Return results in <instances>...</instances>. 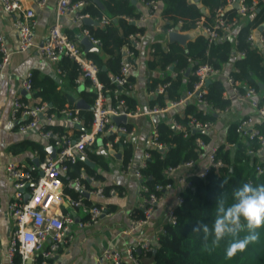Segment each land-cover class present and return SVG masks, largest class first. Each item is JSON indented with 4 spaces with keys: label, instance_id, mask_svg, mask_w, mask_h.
<instances>
[{
    "label": "built area",
    "instance_id": "1",
    "mask_svg": "<svg viewBox=\"0 0 264 264\" xmlns=\"http://www.w3.org/2000/svg\"><path fill=\"white\" fill-rule=\"evenodd\" d=\"M38 8H43L48 0H31ZM260 2L264 0H226L223 6L205 9L203 14L195 20L193 32L203 35L208 44L223 39L227 35H234L235 29L248 16L254 14ZM86 4L85 0H56L54 19L50 24L47 35L38 46L39 54L56 64L62 57H67L77 64L78 75L74 79V84L82 85L85 79L90 82V90L94 94L92 103L89 105L91 111V122L89 128L79 129L76 135L60 133L53 130L49 125L58 117L62 116L72 121V123L82 124L79 107L65 105L57 111H50V105L46 102L29 104L21 96H16L12 100L10 118L19 131L34 130L42 138L51 141L54 147V155L46 154L42 159L24 165L15 161H9L5 165V174L11 182L13 194L7 205L8 212L14 220L13 227L10 229L8 245L6 249L7 264H53L54 258L59 247L69 242L73 235L70 233L72 223H77L79 227L96 223L101 217L109 216L110 213L105 206L90 200L89 196L103 198L105 193L102 187L86 189L85 184L79 179L74 178L71 185L79 191L77 198H69V204L80 209L86 215V220L76 221L75 217L69 213L55 212L51 210L54 204H59L63 196V183L61 175L67 169V163H75L81 157H86L87 149L94 145L97 140H101L104 147L113 149L115 144H126L136 134V128L127 123V119L135 116H146L149 119V133L143 141V159L141 167L145 166L146 159L149 157L150 148H166L165 144L157 140L156 115L169 114V119L173 127L177 130H185L172 117L171 112L177 111L189 100H194L203 107V113L208 109L204 99L206 93V81L215 77L222 76L228 86V90L223 92V97L234 99L250 107L252 114L241 117L235 125V132L239 137L249 141H255L259 160L255 164L254 171L260 174L264 171V90H257L254 87L244 85L235 80L232 75L223 69L216 68L208 62L198 64L193 70L197 76V81L192 89L183 93L178 100L168 101L164 106L146 105L138 106L133 110L128 108V104L122 97V90L133 91L134 83L130 80L132 72L136 68V51L141 46L142 33L135 31L127 36L129 44L121 47V59L119 72L113 75L111 82L112 88L105 89L104 84L97 76L98 67L89 58L81 47L79 40L71 39L65 32V20L73 25H81V22L88 18L87 13H80L79 10ZM147 7V14H140L136 19H126L133 23H144L149 19H156L155 32L163 33L168 38L170 33L187 34L180 30L182 21L173 23L167 20L166 16L159 12V4L155 0L144 2ZM234 9V10H233ZM0 10L12 17V27L16 32L18 45L17 51L25 52L35 46L34 31L35 13L33 8L26 6L23 0H0ZM100 25L105 26L111 21V17L102 14L94 18ZM167 26L165 27L164 25ZM191 33V32H190ZM80 38L86 37L90 42L99 47V39L93 37L90 31L80 28ZM169 39L167 40V42ZM246 41L250 48L257 49L264 55V31L250 29ZM236 43V40H234ZM167 49L166 43L164 46ZM0 73L8 62L10 52L8 51L4 37L0 34ZM154 48L151 45L149 53L152 57ZM244 51H237V56H242ZM190 61V59H188ZM59 72L60 69L58 68ZM231 70H235L233 67ZM183 70H173L167 65L159 71L161 77H176ZM169 82H159L149 91L151 95L162 93ZM21 89L24 93L31 91V73H26L20 81ZM227 91L231 95L228 96ZM229 106L223 109H214L216 114L227 112ZM125 116V122L115 121L116 117ZM188 127L194 131H201L209 135L213 122L201 121L188 115ZM77 128V127H76ZM186 135V132L184 133ZM197 149L203 154V163L198 169L195 168V161H188L182 165L170 166L165 173L171 176L174 181L165 184H155L150 189L142 181L140 183V196L142 197L139 208L142 217L131 218L129 229L125 232L142 227L148 224L156 211L160 208L164 210L165 223L174 225L176 223L175 207L182 202V196L177 193L174 202L169 203L167 196L175 186L187 187L190 185L188 176L197 175L203 178L211 168L222 165V160L217 157V145L210 139L204 140L200 137L195 139ZM232 145V144H231ZM253 153V152H249ZM124 170L130 168V160L122 164ZM188 172H183L184 169ZM38 175L35 177L34 172ZM135 177L141 179L139 170L134 172ZM32 183L29 187L28 184ZM28 197L25 198V194ZM87 193V196L85 195ZM116 190L109 188L108 194H115ZM85 199L91 203L87 204ZM158 245V237L144 238L138 241L134 247L126 250L127 257L133 264H140L134 255L135 249H140L146 256L148 251L155 249ZM19 256L18 263L15 256ZM104 261L112 264H123L122 256L118 251L106 248L101 255L96 258L94 264H103ZM151 264V263H149Z\"/></svg>",
    "mask_w": 264,
    "mask_h": 264
},
{
    "label": "trees",
    "instance_id": "2",
    "mask_svg": "<svg viewBox=\"0 0 264 264\" xmlns=\"http://www.w3.org/2000/svg\"><path fill=\"white\" fill-rule=\"evenodd\" d=\"M85 1L86 4L80 8V13H87L90 18L100 17L102 14L111 17V21L105 26L99 23H85L84 20L81 25L100 41L98 50L88 51L85 56L97 65V76L104 84L105 89L108 90L113 87L111 82L113 75L119 72L120 49L123 45L129 44L127 36L135 31L142 34L145 31L143 23H133L126 18L136 19L142 13L139 5L149 0H99L100 5L95 0ZM155 1L159 4V12L173 23L181 20L180 30L188 34L193 32L195 20L203 14L201 12L202 7L211 10L223 6L226 0ZM164 26L166 27L167 24ZM252 28L264 31L263 2L258 4L254 14L240 23L235 29L234 35H227L211 44H208L203 35L194 32L189 34L184 42H166L167 49L164 48L165 44L160 41L153 42L154 52L146 66L150 72L155 71L156 74L149 76L147 89L152 90L159 82L168 81L169 85L165 87L162 93L154 94L148 104L150 106H164L168 101L178 100L182 97L183 93L192 89L193 84L197 81V76L193 74V70L203 62L223 69L224 65L234 59L233 67L235 70L228 72L235 80L242 83L240 89L246 85L257 90H264V55L257 49L250 48L246 41ZM65 32L69 38L75 40V35L71 30H65ZM80 45L82 47L81 43ZM237 51H244V54L237 56ZM167 65L171 66L173 70L182 69L183 72L174 78H170V76L161 77L158 71L163 70ZM57 66L69 86L77 88L78 86L74 84V79L78 75L77 64L67 57H62ZM130 80L133 82L134 78L130 77ZM79 90L81 97L90 105L94 94L90 90L88 79L84 80L83 88ZM225 90H227L225 78L222 76L215 77L206 85L204 99L208 109L205 113H203L202 105L194 100H189L177 111H172V117L185 130L175 129L169 119V114H162L157 117V140L165 144L166 148H150V155L146 159L145 166L139 170L142 175L141 181L150 189L155 184L174 181L171 176L165 173V170L170 166L182 165L191 160L196 162L193 169H198L201 166L204 161L203 154L197 149L195 139L200 137L206 141L209 139V135L190 129L188 127V115L197 120L214 122L217 118L214 109H223L230 105V99L223 97ZM121 92L128 108L133 110L137 101L132 92L125 89ZM30 94L34 100H37L36 103L46 102L50 104V111H57L66 104L70 107H76L74 98L58 88L55 78L49 75L39 76L36 71L31 72ZM79 112L83 128H89L91 122L90 108H80ZM235 125L236 123H232L228 126L226 143L217 146V157L222 160V165L211 168L203 178L197 175L188 176L190 185L179 187L177 193L182 196V202L175 207L176 223L174 225L165 223L163 231L158 234V245L155 247V251L151 250L146 253L147 257H152L151 264H264V226L256 229L257 238L255 240L251 241L242 251L237 250L231 256L226 253L231 237L213 244L210 235L205 239L202 230L193 231L197 223L207 224L211 227L217 199L222 198L228 205L232 203L233 190L243 183L247 182L254 186L264 184V171L260 174H256L254 171L255 164L259 160L258 153L255 152L258 145L255 141L239 137L235 132ZM49 127L64 133L58 126L49 125ZM78 132L79 129L74 128L73 135ZM185 132L186 135H184ZM32 146L38 152L39 158L42 159L46 154L43 145L36 143ZM92 146L93 148L97 147V142ZM119 146L122 147V163L125 164L132 156V147L130 143H126L115 144L114 148ZM250 151L253 153H249ZM86 157L102 167H107L101 153L87 149ZM81 169L86 170L90 176L99 178L82 159H78L75 163H67V169L61 175L62 190L65 195L74 199L79 195V191L71 185L74 178H79L89 188L87 179L81 178ZM188 171L189 169L186 168L183 170V172ZM33 174L36 177L38 172L35 171ZM109 188H103L105 194H108ZM85 202L91 203L87 199ZM133 217H142L141 210L139 209V212ZM245 234L246 231L239 235L242 237ZM133 253L140 264H144L141 260L142 253L138 254L137 249ZM14 260L18 263L19 256H15Z\"/></svg>",
    "mask_w": 264,
    "mask_h": 264
},
{
    "label": "crops",
    "instance_id": "3",
    "mask_svg": "<svg viewBox=\"0 0 264 264\" xmlns=\"http://www.w3.org/2000/svg\"><path fill=\"white\" fill-rule=\"evenodd\" d=\"M23 2L26 6L33 8L35 13V24L33 27L35 46L28 51L19 52L16 50L18 40L16 32L12 27V17L0 10V34L4 37L5 45L10 52L8 62L0 73V264H7L5 254L10 229L14 224V220L7 209V205L13 194V188L5 174V165L9 161H15L24 165H30L38 161L40 159L39 154L32 146L36 143L43 145L46 154L50 155L48 149L51 146V141L42 139L34 130L19 131L10 118L14 97L21 96L29 104L37 102V100L31 97L30 93L22 91L20 86L22 77L26 73L33 71H36L39 76L49 75L56 79L58 88L69 93L75 102L83 99L79 93V89H82L83 86L82 88L70 87L63 73L59 72L57 64L43 58L38 51V46L45 39L48 28L54 19L56 0H48L43 8L36 7L31 0H23ZM139 8L141 9V14H147L148 9L144 3L139 5ZM87 19L91 23L96 21L90 17ZM155 20L149 19L143 23L145 31L142 34L141 46L138 48L135 57L136 68L132 72V77L134 78L132 94L138 106L149 105L148 102L153 96L149 93L150 90L147 89L149 76L156 74L155 71L150 72L146 66L147 61L151 58L149 48L155 41L165 44L168 40L163 33L155 32ZM64 23L65 30H71L75 35V39L79 40L80 43L81 38L79 34L83 21L81 25H73L68 20H65ZM189 34L191 35L193 32ZM82 48L86 53L83 45ZM233 61L234 59H231L224 65L223 71L225 73L233 68ZM227 94L230 96V91H227ZM230 101L229 110L217 114V118L213 122L209 133V139L217 146L226 143L227 129L230 124L236 123L241 117L252 114V110L248 105L234 99H230ZM157 117L159 115H156L155 119ZM127 123L136 128V134L129 142L132 147L130 168L128 170L122 168L121 146L107 149L102 144V141L99 140L97 142L98 146L94 148L91 146L89 150L101 153L104 156L107 167H102L87 158L93 163V165H88L89 168L93 169L99 178L90 176L84 169L80 171L81 178L87 179L89 188L86 186V189L110 187L116 190L115 194H106L103 198L93 195L89 196L93 202L104 205L110 215L101 217L96 223L82 227H79L76 222L72 223L70 233L73 235V238L59 247L52 259L53 264H94L96 258L106 248L118 251L122 256L123 264H133L127 257L126 250L134 247L138 241L144 238L158 237V234L163 231L165 217L164 210L160 208L148 224L125 232L129 229L130 219L140 209L139 204L142 199L140 196L141 179L135 177L134 172L140 170L142 166L143 141L148 135L150 128L149 119L146 116L128 118ZM52 125L58 126L67 134H73L74 128H76L71 120L62 116H58L52 122ZM178 190L179 186L177 185L169 193L167 196L169 203L174 202V196ZM51 210L69 213L75 217L76 221H84L87 218L80 209H76L69 204V198L64 193L60 203L54 204ZM141 257L148 258L143 254ZM27 264H30L29 261H27ZM103 264L112 263L104 261Z\"/></svg>",
    "mask_w": 264,
    "mask_h": 264
},
{
    "label": "clouds",
    "instance_id": "4",
    "mask_svg": "<svg viewBox=\"0 0 264 264\" xmlns=\"http://www.w3.org/2000/svg\"><path fill=\"white\" fill-rule=\"evenodd\" d=\"M232 203L226 205L222 198L216 200L215 216L211 227L197 223L193 231H203L205 239L210 235L212 243L231 237L226 253L231 256L243 250L257 238L256 229L264 226V184L243 183L233 190ZM240 236L241 232H245Z\"/></svg>",
    "mask_w": 264,
    "mask_h": 264
},
{
    "label": "water",
    "instance_id": "5",
    "mask_svg": "<svg viewBox=\"0 0 264 264\" xmlns=\"http://www.w3.org/2000/svg\"><path fill=\"white\" fill-rule=\"evenodd\" d=\"M135 1V0H133ZM95 2L100 5V1L99 0H95ZM201 12H204V8H201ZM85 23H91V21L87 18L84 19ZM94 24H98L97 21L94 22ZM189 37L188 34H181V33H170L168 36L169 41H180V42H184L187 38ZM80 43L83 45L84 49L86 52L88 51H96L98 50V47H96L95 45H93L89 39H87L86 37L81 38ZM104 68V67H103ZM210 82V80L206 81V85ZM79 88H82V85L78 86ZM76 106L79 108H89V104H87L83 99H79L76 101ZM116 122H124L125 121V116H119L115 118ZM77 128L79 129H83V125L82 124H76L75 125ZM97 142H99V140H97ZM50 151V155H54V147L50 146L49 149ZM81 159L88 165H93V163L91 161H89L87 159V157H81ZM32 185V183H29L28 186L30 187ZM85 195L87 196V193H85ZM28 197V194H25V198ZM153 251H155V249H153ZM137 253L140 254L141 250L137 249ZM143 263H147V262H151L152 261V257H142L141 258Z\"/></svg>",
    "mask_w": 264,
    "mask_h": 264
}]
</instances>
